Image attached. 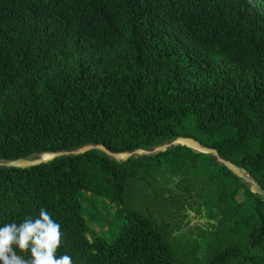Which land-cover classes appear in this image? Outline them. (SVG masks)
<instances>
[{
  "label": "trees",
  "instance_id": "trees-1",
  "mask_svg": "<svg viewBox=\"0 0 264 264\" xmlns=\"http://www.w3.org/2000/svg\"><path fill=\"white\" fill-rule=\"evenodd\" d=\"M178 136L264 188V0H0V160ZM83 191L115 206L100 233ZM191 200L211 222L199 255L160 222ZM40 208L72 264H264V198L185 146L0 165V224Z\"/></svg>",
  "mask_w": 264,
  "mask_h": 264
},
{
  "label": "clouds",
  "instance_id": "clouds-1",
  "mask_svg": "<svg viewBox=\"0 0 264 264\" xmlns=\"http://www.w3.org/2000/svg\"><path fill=\"white\" fill-rule=\"evenodd\" d=\"M61 236L59 223L44 208L35 216L2 223L0 264H72L69 255L56 254Z\"/></svg>",
  "mask_w": 264,
  "mask_h": 264
},
{
  "label": "rangeland",
  "instance_id": "rangeland-1",
  "mask_svg": "<svg viewBox=\"0 0 264 264\" xmlns=\"http://www.w3.org/2000/svg\"><path fill=\"white\" fill-rule=\"evenodd\" d=\"M6 160H0V163H5ZM169 187H172L173 181H169ZM84 198V215L87 219L89 230L100 233L107 229L108 223L111 221L115 212V206L108 200L82 192ZM241 193H239L240 196ZM198 203L194 200L189 201V204H183L178 212H173L171 215H165L160 219V222L167 224L166 229L175 238L177 243L184 249L195 246L197 255L204 248V241L200 233L210 227V221L206 218L203 212H197Z\"/></svg>",
  "mask_w": 264,
  "mask_h": 264
},
{
  "label": "water",
  "instance_id": "water-1",
  "mask_svg": "<svg viewBox=\"0 0 264 264\" xmlns=\"http://www.w3.org/2000/svg\"><path fill=\"white\" fill-rule=\"evenodd\" d=\"M176 145L185 146L196 152L213 155L214 157H216L218 161H220L223 165H225L227 169H229L234 175L243 178L247 183H249V190L252 193H255L264 198V188L261 185L256 183L252 178L244 175L243 172L239 169V167H237L235 164H233L229 160H225L219 157L214 148L201 145L199 142H197L191 137L178 136L175 139L167 143L157 145L152 149L136 148L132 151H118V152L109 151L102 144H86L71 151H46L38 154L33 158L19 157L12 160H6L4 164L0 163V165L8 166V167L26 168L33 165L46 163L60 156L83 154L92 149L101 150L106 155L114 158L115 160L126 161L131 156L151 155V154L159 153L161 151L168 149L171 146H176Z\"/></svg>",
  "mask_w": 264,
  "mask_h": 264
}]
</instances>
